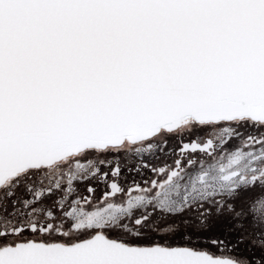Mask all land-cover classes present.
I'll use <instances>...</instances> for the list:
<instances>
[{"label":"snow or ice","instance_id":"6c2138e0","mask_svg":"<svg viewBox=\"0 0 264 264\" xmlns=\"http://www.w3.org/2000/svg\"><path fill=\"white\" fill-rule=\"evenodd\" d=\"M226 226L264 237V0H0V264H264Z\"/></svg>","mask_w":264,"mask_h":264},{"label":"flooded vegetation","instance_id":"af4514ba","mask_svg":"<svg viewBox=\"0 0 264 264\" xmlns=\"http://www.w3.org/2000/svg\"><path fill=\"white\" fill-rule=\"evenodd\" d=\"M147 159H150V157H146ZM124 163V162H122ZM127 166H131L132 164L136 163L135 161H128L126 162ZM125 175H127L129 177V181L128 183L131 182V176L134 175V173H125ZM151 175L150 173H145V176ZM140 178L137 177V180H139ZM87 185L85 183H81L79 185L80 191L83 192L85 187ZM95 187H97V192L96 195L97 197H99L101 195V193L105 190V185L101 182L98 185H93ZM87 193H85L86 195ZM84 207L86 208V210H94L95 204L93 205V207H88L87 205H84ZM227 227V230L231 233L230 239L232 240H242L241 237H239L240 234H249L251 237V240L249 239L248 241L242 240L243 242L241 243V245H247L249 246V248L253 249V248H257L256 245L258 246L259 240L255 238V233L254 230L251 229L250 227H246L245 229H238V228H233V227ZM255 241V243H254ZM225 243H227V241H225ZM241 245L239 246V248H233L232 245H228L227 249H224L223 247H221V249H217V254H222L225 256H236L237 258H241V254H245V252L241 249ZM245 245V246H246ZM258 251V248H257ZM246 255V254H245Z\"/></svg>","mask_w":264,"mask_h":264},{"label":"rangeland","instance_id":"374dc122","mask_svg":"<svg viewBox=\"0 0 264 264\" xmlns=\"http://www.w3.org/2000/svg\"><path fill=\"white\" fill-rule=\"evenodd\" d=\"M249 238V237H248ZM241 245V244H240ZM246 245V244H245ZM244 244L243 245H241V249L245 252V254L247 255L248 254V250L249 249H251V248H249V246H245ZM256 247L258 248V246L256 245ZM243 255V254H241V258H244L246 255ZM257 254H259L258 253V251H257Z\"/></svg>","mask_w":264,"mask_h":264},{"label":"trees","instance_id":"16d2710c","mask_svg":"<svg viewBox=\"0 0 264 264\" xmlns=\"http://www.w3.org/2000/svg\"><path fill=\"white\" fill-rule=\"evenodd\" d=\"M239 237H241L242 240L245 239V241H248L249 239L251 240V237H252V236H250V235L247 233V234H240ZM248 237H249V238H248ZM255 238L259 240V239H262V238H264V237H257V236H255Z\"/></svg>","mask_w":264,"mask_h":264}]
</instances>
